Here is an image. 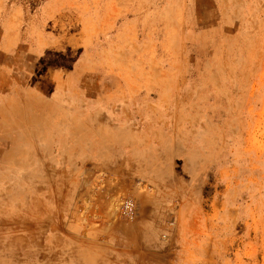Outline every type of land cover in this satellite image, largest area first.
Masks as SVG:
<instances>
[{
    "label": "rangeland",
    "instance_id": "1",
    "mask_svg": "<svg viewBox=\"0 0 264 264\" xmlns=\"http://www.w3.org/2000/svg\"><path fill=\"white\" fill-rule=\"evenodd\" d=\"M15 37L147 139L69 183L0 177V264H264V0H0Z\"/></svg>",
    "mask_w": 264,
    "mask_h": 264
},
{
    "label": "crops",
    "instance_id": "2",
    "mask_svg": "<svg viewBox=\"0 0 264 264\" xmlns=\"http://www.w3.org/2000/svg\"><path fill=\"white\" fill-rule=\"evenodd\" d=\"M20 44L18 37L0 41L3 180L8 172L15 171L17 178L31 167V175L39 181L57 169L63 182L69 183L77 167H86L93 160L107 166L118 158L134 161L136 153L145 152L146 128L135 129L134 116L118 112L115 98L101 94L88 106L80 86L78 95L71 94V79L64 69L56 77L48 68L39 75L42 81H35L41 64Z\"/></svg>",
    "mask_w": 264,
    "mask_h": 264
},
{
    "label": "built area",
    "instance_id": "3",
    "mask_svg": "<svg viewBox=\"0 0 264 264\" xmlns=\"http://www.w3.org/2000/svg\"><path fill=\"white\" fill-rule=\"evenodd\" d=\"M119 216L123 219L132 220L136 215L135 203L131 198H124L118 207Z\"/></svg>",
    "mask_w": 264,
    "mask_h": 264
}]
</instances>
